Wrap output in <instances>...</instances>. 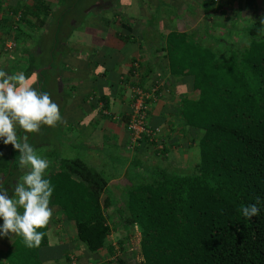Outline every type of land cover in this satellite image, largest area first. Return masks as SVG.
<instances>
[{
	"label": "trees",
	"instance_id": "16d2710c",
	"mask_svg": "<svg viewBox=\"0 0 264 264\" xmlns=\"http://www.w3.org/2000/svg\"><path fill=\"white\" fill-rule=\"evenodd\" d=\"M249 17L236 42L212 35L207 43L193 30L173 28L167 33L168 69L187 83L178 107L184 131L197 133L192 138L198 156L191 169L156 164L125 181L124 210L118 211L131 260L119 264H264V16L254 10ZM121 27L124 37L133 32L130 24L122 22ZM137 68L134 62L130 70L134 78ZM133 83L146 87L140 79ZM139 142L127 148L133 151L151 141L144 134ZM151 143L160 162L166 144ZM54 151L47 174L54 188L49 206L58 207L73 222L75 235L91 258L110 234L106 210L114 203V194L96 168ZM18 157L12 145L0 154V185L10 196L27 171L19 168ZM253 203L260 212L247 219L241 208ZM46 230H40L45 236L39 248L26 247L24 238L14 234L3 248L0 264L66 258V250L50 252L56 245L47 244Z\"/></svg>",
	"mask_w": 264,
	"mask_h": 264
},
{
	"label": "crops",
	"instance_id": "0c3cea01",
	"mask_svg": "<svg viewBox=\"0 0 264 264\" xmlns=\"http://www.w3.org/2000/svg\"><path fill=\"white\" fill-rule=\"evenodd\" d=\"M146 1L0 0V70L34 76V87L47 92L61 110L62 122L47 134L59 136L54 149L61 157H77L96 168L105 177L110 195L114 183L122 187L144 163L147 144L133 151L127 148L130 86L135 80L140 79L146 87L159 83L161 91L151 101L148 120L163 128L160 139L169 148H177L173 138L184 128L178 102L180 93L188 91L187 83L169 72L164 49L167 33L179 29L180 22L175 14L159 13L163 3L158 0L150 1L152 11L148 13ZM193 1L200 5L203 17H210L206 20L216 28L215 35L242 33L254 10L264 16V0ZM213 10L214 16L209 14ZM182 19L183 30H187L190 23ZM122 22L130 24L131 37H124ZM7 41L13 43L11 49H5ZM134 62L138 65L136 78L130 75ZM41 129L43 135L45 129ZM9 149L10 144L0 139V154ZM47 160L53 168L52 159ZM51 209V224L58 227L55 230L73 225L61 209ZM51 224L46 242L57 245L60 238L51 233ZM83 251V257L74 258L72 264L88 263L89 255ZM83 259L84 263L80 262ZM44 264L66 263L59 257Z\"/></svg>",
	"mask_w": 264,
	"mask_h": 264
},
{
	"label": "clouds",
	"instance_id": "9594fccd",
	"mask_svg": "<svg viewBox=\"0 0 264 264\" xmlns=\"http://www.w3.org/2000/svg\"><path fill=\"white\" fill-rule=\"evenodd\" d=\"M34 84V76L0 70V139L19 152L18 166L27 169L14 195L0 185V234L22 236L28 248L41 246L45 232L40 230L48 228L53 218L49 205L54 188L47 178L50 162L29 144L28 135L21 137L17 129L26 134L39 133L42 126L56 127L63 119L58 104ZM241 211L251 219L258 216L260 209L253 203L242 206Z\"/></svg>",
	"mask_w": 264,
	"mask_h": 264
},
{
	"label": "rangeland",
	"instance_id": "374dc122",
	"mask_svg": "<svg viewBox=\"0 0 264 264\" xmlns=\"http://www.w3.org/2000/svg\"><path fill=\"white\" fill-rule=\"evenodd\" d=\"M150 1L154 2L156 0H147V5L146 9L148 10V13L152 11V7H150ZM160 3H163V6L160 5L158 8V11L165 12L167 11L170 15H177L178 21L180 22V26L178 30L184 28L182 24V18H186V21L190 23V25L187 26V30H193L196 36L201 37L204 39L205 42L209 43L212 42L211 36H217L215 35L216 28H214L212 25H210V22L208 24L206 18H209L208 15L202 16L203 15V10L201 12V7L199 4H196L193 0H173L175 3L172 4L171 1L166 2L165 0H158ZM163 8V9H162ZM192 10H191V9ZM190 10V11H189ZM214 12L216 10H213L212 13H209L210 15L214 16ZM147 14V12H146ZM219 15V14H216ZM203 17V18H202ZM203 20L205 21V25H203ZM193 22V23H192ZM222 31V30H221ZM223 32V31H222ZM158 35L160 33H157ZM221 34V33H220ZM223 34V33H222ZM242 33H234L231 35H225L223 37H226L227 39H232V41L236 42L241 40V37H239ZM238 37V38H237ZM152 38V37H151ZM149 38L148 40L151 41ZM147 41V40H146ZM159 126V125H157ZM42 128L45 129L44 134L41 135L40 133L42 132L40 130L39 133H33V134H26L23 131L18 133L21 137L24 135H28L29 139L28 142L31 144L34 149L37 151V153L40 156H46L51 160L52 156L55 154V149L54 146H56L57 138L59 136H55L51 133L47 137L48 132L52 131L53 127L49 126H42ZM160 128V133L159 135L162 134L163 128L159 126ZM185 128V127H184ZM184 128H180L179 134L178 131L176 130V135L173 138L176 141V146L177 148L171 147L169 148L168 145H166L167 150L165 153L161 156V161H157V158L154 155V151L152 149L153 144H147L145 148V155L144 157V163L143 166L140 167V171H145L142 169H147L146 166L148 167H155L156 164H162L167 166L170 169H191V166L193 165L194 161H196L197 156H198V149L196 145L195 139L192 137L197 135L195 132H191L187 134L186 131H184ZM19 129V128H18ZM17 129V131H18ZM48 138V139H47ZM49 141V142H48ZM128 144V143H127ZM39 145V146H38ZM48 151V152H46ZM45 157V158H46ZM46 158V159H47ZM51 168V167H50ZM50 168L48 170H50ZM148 171V170H147ZM115 184V183H114ZM113 184V190H114V203L107 208V216H108V222L110 225V234L105 238L104 242V247L96 254H92L91 258L88 257V263L87 264H101L100 262H108V264H119V260H124L127 263L130 262L131 260V251L126 247V239H125V227L122 225L121 221V216L119 215V209L124 210V196H122L124 185H120V183L117 182L116 185ZM119 185V186H118ZM118 186V188L116 187ZM120 188L122 192L120 193ZM53 221H50V224ZM52 225V224H51ZM53 226V225H52ZM58 228L57 226H53L51 228V233L54 236H58L60 238V242L62 244L56 245L53 250H50L51 253H58L61 254L63 251L67 252L66 258H64V263L66 264H72V260L74 258L77 259L76 255H79L80 253L84 254L83 249L84 245L82 242L78 241L76 235H75V228L72 225V223L69 225H65V230H55ZM128 228L133 229V226L130 225ZM14 234H9V236H4L0 234V241L4 245L1 246V257L3 258L4 255L2 254L3 248H5V245L9 244L10 238ZM0 242V243H1ZM59 242V243H60ZM136 242H133L132 247H136ZM60 251V252H59ZM48 251H45V254H51ZM81 260L80 262L84 263Z\"/></svg>",
	"mask_w": 264,
	"mask_h": 264
},
{
	"label": "built area",
	"instance_id": "2783aa9c",
	"mask_svg": "<svg viewBox=\"0 0 264 264\" xmlns=\"http://www.w3.org/2000/svg\"><path fill=\"white\" fill-rule=\"evenodd\" d=\"M12 46L13 43L11 41L5 43V49H11ZM157 87V82L145 88L137 83L130 86L131 101L126 121L129 132L127 147L130 149L140 144L139 141L144 134L148 135L151 142L154 140L161 146L160 128L157 125L151 124L148 120L151 101L157 97ZM151 142L148 144H153Z\"/></svg>",
	"mask_w": 264,
	"mask_h": 264
}]
</instances>
